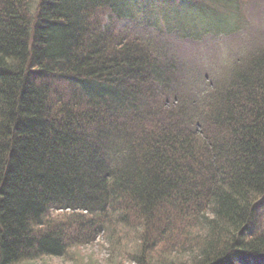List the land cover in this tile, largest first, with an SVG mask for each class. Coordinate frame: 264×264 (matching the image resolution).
I'll return each instance as SVG.
<instances>
[{"label":"trees","instance_id":"1","mask_svg":"<svg viewBox=\"0 0 264 264\" xmlns=\"http://www.w3.org/2000/svg\"><path fill=\"white\" fill-rule=\"evenodd\" d=\"M125 3L0 0V264H264V47L180 89Z\"/></svg>","mask_w":264,"mask_h":264},{"label":"rangeland","instance_id":"2","mask_svg":"<svg viewBox=\"0 0 264 264\" xmlns=\"http://www.w3.org/2000/svg\"><path fill=\"white\" fill-rule=\"evenodd\" d=\"M125 1L123 24L144 26L156 39L163 40L164 47L174 55L179 65L180 89L192 87L197 91L204 88V83L191 79L196 74H205L206 81L214 75L229 77L238 67L237 58L246 59L256 48L264 47V0H242L236 15L220 13L213 14V18L209 16L207 20L197 18L195 25L184 28L182 33L173 30L174 19L182 11L176 9L181 0H173V4H164L163 0ZM229 28L237 31L230 34ZM202 29L210 32L196 36L197 32L204 31ZM220 31L223 35L216 36ZM107 248L106 238L101 236L81 250L85 256L95 260L107 257ZM50 262L68 264L55 259Z\"/></svg>","mask_w":264,"mask_h":264}]
</instances>
